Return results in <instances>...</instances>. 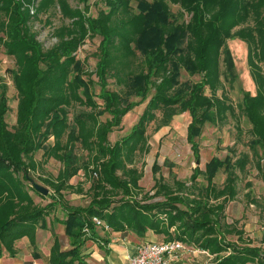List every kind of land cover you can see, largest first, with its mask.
<instances>
[{
	"label": "trees",
	"instance_id": "16d2710c",
	"mask_svg": "<svg viewBox=\"0 0 264 264\" xmlns=\"http://www.w3.org/2000/svg\"><path fill=\"white\" fill-rule=\"evenodd\" d=\"M75 1L83 6L72 5L70 0H0V46L14 58L15 66L9 71L17 93L16 119L9 126L5 119L7 83L0 78V257L14 255L18 238L28 235L33 240L35 227L45 225L39 219L46 206H38L33 197V193L42 196L33 185V173L40 167L33 154L52 136L53 141L43 146L42 156L44 160L55 158L61 167L53 178L40 176L42 182L59 193L70 186V177L79 169L86 175L93 170L97 173L86 207L66 209L63 221L66 231L78 238L74 243L80 240L84 227L95 225L92 217L97 216L102 225L114 229L128 227L138 235L152 229L166 234L167 239L177 238L207 250L214 254V264L261 260L264 249L249 244L243 229L231 222H223V227L236 233L240 244L224 241L232 250L223 255L218 254L225 249L222 241L204 238L209 230L197 234L196 229L206 228L203 219L190 216L191 220L181 225L183 229L170 234L162 215L170 212L168 224H172L187 212L175 204L180 195L165 187H158L165 198L151 203L125 197L112 200L111 196L122 189L129 193L127 183L138 186L136 170L129 169L128 176L126 165L137 151L147 150V124L156 118L158 110L160 125L168 124L174 114L188 111L186 137L196 155L203 125L208 121L224 123L229 113L234 114L224 89L217 94L222 87L221 62L228 71L233 67L227 46V39L232 37H241L247 45L255 92L245 90L238 107L250 123V149L262 170L257 146L264 151V0H134L135 5L132 0H104L95 15L88 10L89 0ZM170 1L179 4V14L171 10ZM53 10L68 20L55 26L52 33L56 41L44 47L32 21ZM253 12L252 26L232 30ZM185 13L188 19L182 18ZM96 35L100 36L94 52L96 62L88 70L77 57V49L87 37ZM182 68L199 78L180 80ZM146 98L129 132L111 143L108 133ZM74 147L86 150L87 158L80 161ZM215 157L205 165V194L212 191L214 198H233L237 191L232 170L227 172L223 188L213 183L221 164ZM247 161L242 156L235 165L243 166ZM117 171L129 178L117 176ZM182 184L190 188L182 182L178 186ZM190 201L189 205L196 203L195 210L206 217L210 210L201 198ZM77 246L54 253L53 264H70L66 255L74 256Z\"/></svg>",
	"mask_w": 264,
	"mask_h": 264
},
{
	"label": "rangeland",
	"instance_id": "374dc122",
	"mask_svg": "<svg viewBox=\"0 0 264 264\" xmlns=\"http://www.w3.org/2000/svg\"><path fill=\"white\" fill-rule=\"evenodd\" d=\"M70 3L83 6L82 3H77L75 0H70ZM104 3V0H89L88 10L95 15L97 10L104 6ZM131 3L135 5L136 1L132 0ZM169 4L171 10L179 14L181 10L179 4L171 1ZM182 18L188 19V15L185 13ZM67 20L68 18H62L58 10H53L51 13L40 14L37 19L32 21V27L36 30L37 38L42 42V45L48 47L56 41V37L52 33L55 26ZM254 21L253 12L245 17L241 23L235 24L232 30L239 27L247 28L252 26ZM99 39L100 36L98 35L87 37L77 49V57L88 70H92L95 66L96 57L94 52ZM227 46L232 53L233 67L228 71L221 62L222 87L217 90V94L221 93L222 88L224 89L229 100L234 105V114L229 113L224 123L208 121L203 125L201 134L198 137L199 153L196 155L192 151L186 137L187 125L190 120L188 111L178 112L172 116L168 124L160 125L158 123L160 111L158 110L156 118L147 124V150L143 152L137 151L134 160L127 162L126 165L128 176L129 169L134 168L136 170L138 186L134 188L133 185L127 183L130 189L129 193L122 189L111 196L112 200L125 197L143 203H151L165 198V195L161 192L164 187L171 190L174 194L180 195V199L175 204L183 212H187V215L172 224H168L170 212L162 215L165 218L164 224L170 230V234L178 233L181 228L183 229L181 225L184 222L188 223L192 216L203 219V222L205 221L204 223H206V228L196 229L197 234L209 230V233L204 238L222 241L225 249L219 252V255L227 254L232 250V247H228V244L224 241L240 244L236 240L237 234L226 231V228L223 227V222H231L237 227H244V234L246 235V232L251 234L243 235L246 237L244 239L249 240L248 242L252 243V245H258L261 250L264 249V151L259 145L257 146L258 159L262 168L260 170L256 165V155L250 149V140L252 138V134L249 131L250 123L238 107L243 92L249 90L254 93L255 84L249 71L246 42L241 37H232L227 39ZM14 66L13 56L6 54L0 46V78L7 83L8 109L5 113V119L9 126L15 123L16 119L17 93L9 71ZM91 76L96 78L94 74ZM198 78V74H190L185 69H181L180 80L193 81ZM110 86L116 87L114 84H110ZM95 90L98 91V86L95 87ZM206 91L208 92V89ZM95 99L100 101L96 96ZM132 99H139V97L132 96ZM147 99L140 101L127 111L122 116L120 124L108 133V139L111 143L129 132L142 113ZM73 108H78V106ZM106 115L104 114L101 117L104 118ZM52 141L53 137L51 136L33 154L35 160L40 162V167L33 173L34 179L49 190L46 194L42 193V196L33 193L36 204L42 207L46 206V213L41 217L42 219H39V223L43 222L44 224L47 223L48 218L67 216V211L64 208H80L83 210L91 199L90 185L93 178L97 176V173L94 174L95 170L91 174L86 172V175L81 168L69 179L76 184L70 183V186H64L59 193L50 185L42 182L40 176L44 175L53 178L61 167L60 161L55 158L50 157L44 160L42 156L43 146ZM74 151L80 161L87 158L86 150L74 147ZM214 156L221 164L216 169L213 183L216 187L223 188L227 172L232 170L236 178L235 188L237 191L233 198L227 199V195H220L214 198L215 196L212 197L214 193L212 191L210 195L205 194L207 186L205 165ZM242 156L248 161L243 166H236V161ZM116 175L126 177V180L129 178L120 171H117ZM181 182L190 185V188L185 189L183 184L178 186ZM158 187L162 189L159 190ZM193 197L201 198L202 202L206 204V209L210 210L205 215L206 217L195 210L196 203L194 206L189 205L191 203L190 199ZM252 198L257 199V201H252ZM64 204H66V207H63ZM220 211H222L221 214ZM55 214L57 215L55 216ZM222 230L225 232L224 234H222ZM196 251L198 250H192L191 253ZM79 252L80 250L77 249L74 255L79 256Z\"/></svg>",
	"mask_w": 264,
	"mask_h": 264
},
{
	"label": "crops",
	"instance_id": "0c3cea01",
	"mask_svg": "<svg viewBox=\"0 0 264 264\" xmlns=\"http://www.w3.org/2000/svg\"><path fill=\"white\" fill-rule=\"evenodd\" d=\"M68 182L76 184L71 180ZM63 207H66V204ZM64 210L67 211L66 208ZM65 218L66 216L52 217L47 219L44 226L37 225L33 232V240L28 235L18 238L15 241V254L2 255L0 264H53L54 253L74 248L76 244L78 245L76 248L80 250L79 256L70 253L66 255V260L70 261V264H127L128 257L134 253L141 241L167 239L166 234L152 229H147L144 235H138L128 227L114 229L108 225L95 224L92 228L84 227L80 240L74 243L78 238L66 231L63 221ZM238 228H242L245 235L244 227ZM246 235L251 234L246 232ZM188 245L193 248L192 250L198 251L191 253L192 250H184L178 258L171 261V264H214V254ZM244 264H264V255L261 260L246 261Z\"/></svg>",
	"mask_w": 264,
	"mask_h": 264
},
{
	"label": "built area",
	"instance_id": "2783aa9c",
	"mask_svg": "<svg viewBox=\"0 0 264 264\" xmlns=\"http://www.w3.org/2000/svg\"><path fill=\"white\" fill-rule=\"evenodd\" d=\"M96 174V172H94ZM95 224L102 225L103 221L93 216ZM193 248L177 238L157 240H144L137 244L132 255L128 257L127 264H171L184 250Z\"/></svg>",
	"mask_w": 264,
	"mask_h": 264
},
{
	"label": "water",
	"instance_id": "95a60500",
	"mask_svg": "<svg viewBox=\"0 0 264 264\" xmlns=\"http://www.w3.org/2000/svg\"><path fill=\"white\" fill-rule=\"evenodd\" d=\"M33 185L38 191H40L43 194H46L49 192L48 188L46 186H44L43 184H40L38 182H34Z\"/></svg>",
	"mask_w": 264,
	"mask_h": 264
}]
</instances>
